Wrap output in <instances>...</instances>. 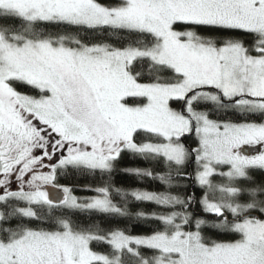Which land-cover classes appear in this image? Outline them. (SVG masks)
<instances>
[{"label":"snow or ice","instance_id":"6c2138e0","mask_svg":"<svg viewBox=\"0 0 264 264\" xmlns=\"http://www.w3.org/2000/svg\"><path fill=\"white\" fill-rule=\"evenodd\" d=\"M0 18L19 21L0 24V264H264V0H0ZM71 176L99 182L78 196Z\"/></svg>","mask_w":264,"mask_h":264},{"label":"trees","instance_id":"16d2710c","mask_svg":"<svg viewBox=\"0 0 264 264\" xmlns=\"http://www.w3.org/2000/svg\"><path fill=\"white\" fill-rule=\"evenodd\" d=\"M13 23L18 24L19 21L0 18V24H13ZM85 39H88V37L85 36ZM18 90L22 92L29 91L28 86L26 85L19 86ZM225 118L235 119V117H225ZM193 141H194L193 137L186 139V142L189 146H194ZM150 166L151 165H149L147 162L141 161L139 158L133 159L131 156L126 157L120 164V167H150ZM114 180L118 185H122L124 187H140V188H148L150 190L156 188V182L145 179V181L141 183L134 176H125L122 173H117V175L114 177ZM59 182L62 184H68V185L75 186L76 187L75 194L78 196H84V195H91V193L81 191L80 188L84 185L98 183L99 177H96L95 180H93L90 177L71 176L69 178H61ZM159 190H163V189L161 188ZM141 207H146L148 210H151L154 206L153 205H142ZM149 227H150V224L140 222L133 229V231L136 233H143V232H146ZM205 234L211 236L214 239L232 238L227 235H217L215 231L211 229L206 230Z\"/></svg>","mask_w":264,"mask_h":264},{"label":"rangeland","instance_id":"374dc122","mask_svg":"<svg viewBox=\"0 0 264 264\" xmlns=\"http://www.w3.org/2000/svg\"><path fill=\"white\" fill-rule=\"evenodd\" d=\"M173 106H174V107H177L178 105H176V104H173ZM193 140H194V136H193ZM184 142H186V140H185Z\"/></svg>","mask_w":264,"mask_h":264},{"label":"flooded vegetation","instance_id":"af4514ba","mask_svg":"<svg viewBox=\"0 0 264 264\" xmlns=\"http://www.w3.org/2000/svg\"><path fill=\"white\" fill-rule=\"evenodd\" d=\"M187 143V142H186Z\"/></svg>","mask_w":264,"mask_h":264}]
</instances>
